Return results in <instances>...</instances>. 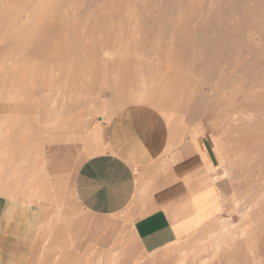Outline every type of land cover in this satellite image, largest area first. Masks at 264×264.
Masks as SVG:
<instances>
[{
    "label": "rangeland",
    "instance_id": "rangeland-1",
    "mask_svg": "<svg viewBox=\"0 0 264 264\" xmlns=\"http://www.w3.org/2000/svg\"><path fill=\"white\" fill-rule=\"evenodd\" d=\"M23 1L19 14L10 6L0 8V24L10 38L3 44L19 61L23 58L20 76L30 75V63L35 64L36 104L44 114H56L60 106L67 135L80 131L92 108L87 125L99 126L105 142L121 134L132 138L116 143L141 146L136 137L141 128L130 129L126 120L140 100L138 105L155 111L154 121L155 113L170 115V131L179 141L193 130L205 136L216 153L217 169L233 167L223 190L217 183V195L212 188L202 204L207 211L203 220L219 215L167 248L163 264H177L183 252L191 254L185 264H264V0ZM112 103L121 105L114 130L111 121L103 120ZM67 144L65 179L60 181L67 222L74 215L88 226L78 249L98 250L100 256L120 249L108 242L112 235L106 229L97 227L100 221L77 205L71 184L80 146ZM137 150L139 158H147ZM58 196L55 192L48 199L50 208ZM21 206L19 214L37 205ZM203 220L197 218L195 230ZM224 228L221 249L209 247V237Z\"/></svg>",
    "mask_w": 264,
    "mask_h": 264
},
{
    "label": "crops",
    "instance_id": "crops-1",
    "mask_svg": "<svg viewBox=\"0 0 264 264\" xmlns=\"http://www.w3.org/2000/svg\"><path fill=\"white\" fill-rule=\"evenodd\" d=\"M0 8L2 12V2ZM1 27L0 34L5 35L7 27ZM2 42L0 264H99L100 258L102 264H163L167 248L209 226L219 215L202 218L207 213L203 202L212 188L216 195L218 192L213 173L219 163L199 131L193 130L179 141L170 131L169 114L155 113L158 120L154 121L151 112L155 111L141 107L136 100L126 120L132 124L130 129L141 128L136 133L141 146L133 143L127 148L123 142L116 143L120 138L126 142L132 138L121 134L105 142L100 127L88 126V120L85 128L81 120L77 134L72 129L67 135L60 106L56 114L41 112L33 80L29 73L20 76L17 54L12 49L8 52ZM119 109L121 105L112 103L103 112V120L111 121L113 130L119 127L114 116ZM160 138L164 142L157 148ZM67 143L80 146L72 195L81 211L97 218V227L112 235L108 242L117 243L120 249L107 250L101 256L98 250L78 249L88 226L74 215L67 222L60 194ZM137 149L147 158H139ZM55 192L59 202L52 211L48 199ZM218 201L222 206L221 196ZM22 204L37 206L19 214ZM197 218L203 222L195 230Z\"/></svg>",
    "mask_w": 264,
    "mask_h": 264
},
{
    "label": "bare ground",
    "instance_id": "bare-ground-1",
    "mask_svg": "<svg viewBox=\"0 0 264 264\" xmlns=\"http://www.w3.org/2000/svg\"><path fill=\"white\" fill-rule=\"evenodd\" d=\"M23 0H0V2H2L3 3V5H6V6H10L11 8H13V10H14V12L13 13H18L19 14V12H17L20 8H24V6H22V4L24 3V1L22 2ZM26 1V0H25ZM30 1H32V0H30ZM29 1V2H30ZM40 1V0H39ZM57 1V0H56ZM28 2V3H29ZM34 3V2H33ZM31 4V2L29 3V5ZM35 4H38V2L37 3H35ZM62 4V3H61ZM25 5V4H24ZM32 5V4H31ZM59 6V5H58ZM32 7H33V5H32ZM31 7V8H32ZM60 7V6H59ZM30 7L28 6V9H29ZM36 8V7H35ZM54 8V7H53ZM59 9V8H58ZM32 10V9H31ZM30 10V11H31ZM61 10V9H60ZM29 11V12H30ZM5 12V11H4ZM61 12V11H60ZM62 14V13H61ZM78 14V13H77ZM70 15V14H69ZM6 16V15H5ZM30 16V15H29ZM73 16H71L70 18H72ZM64 18V17H63ZM50 19V18H49ZM67 19V18H66ZM73 19V18H72ZM75 20H76V18H75ZM74 20V21H75ZM61 21V20H60ZM66 21V20H65ZM6 22V21H5ZM14 22H16V21H14ZM72 23H73V21H72ZM21 24H22V22H21ZM74 24V23H73ZM64 25V24H63ZM75 26H77V25H75ZM79 26V25H78ZM60 27V26H59ZM58 27V28H59ZM2 28V27H1ZM18 29V28H17ZM18 31V30H17ZM54 32V31H53ZM18 33V32H17ZM69 33V32H68ZM16 37V36H15ZM6 38V36L4 35V34H0V42H2L1 40L3 39V42L2 43H4V39ZM57 38V37H56ZM77 38H79V37H77ZM59 39V38H58ZM69 39V38H68ZM72 39V38H71ZM8 40V39H7ZM61 40V39H60ZM76 40V39H75ZM80 40V39H79ZM36 41H37V39H36ZM52 41V40H51ZM58 41V40H57ZM61 41H63V40H61ZM77 41H78V39H77ZM63 43V42H62ZM61 43V44H62ZM70 44V43H69ZM47 46V45H46ZM59 46V45H58ZM62 46V45H61ZM72 47V46H71ZM65 48V47H64ZM69 48V47H68ZM51 49H52V47H51ZM58 49V48H57ZM56 49V50H57ZM62 50H64V49H62ZM104 50V49H103ZM102 50V51H103ZM70 51V50H69ZM59 52V51H58ZM76 52V51H75ZM70 53V52H69ZM92 53V52H91ZM90 53V54H91ZM84 54V53H83ZM93 54V53H92ZM91 54V55H92ZM107 54V53H106ZM65 55H66V53H65ZM64 55V56H65ZM70 56V55H69ZM105 56V55H104ZM93 57V56H92ZM107 57V56H106ZM71 58V57H70ZM23 58H21L20 57V61H17V63L19 64V69H21V65H22V63H23ZM82 61V60H81ZM64 62H65V60H64ZM80 63V62H79ZM74 64V63H73ZM78 64V63H77ZM30 66H31V69H30V77H31V79L33 80V82L38 78V73H37V71L36 70H34L33 68H32V66H35V64L34 63H30ZM70 66V65H69ZM89 66V65H88ZM68 78V77H67ZM75 81V80H74ZM90 84V83H89ZM35 85V84H34ZM73 86V85H72ZM79 88V87H78ZM54 90V89H53ZM56 90V89H55ZM82 91H84V90H82ZM92 93H93V91H92ZM95 99V98H94ZM92 111H93V109L92 108H89L87 111H86V114H84V119H82V124H83V127L85 128L86 127V122H87V120H88V118L91 116V114H92ZM14 112V111H13ZM251 117V116H250ZM238 118L240 119V120H244L245 119V117H244V115L243 114H239L238 115ZM260 129V128H259ZM96 131V130H95ZM96 133V132H95ZM237 157V156H236ZM239 157V156H238ZM240 157H241V155H240ZM243 158V157H242ZM241 159V158H240ZM245 159V158H244ZM242 161H243V159H242ZM232 162V161H231ZM227 165H229V164H226V166ZM232 165H233V163H232ZM224 166V165H223ZM222 166V167H223ZM232 166L230 165L228 168H225V169H216L215 171H214V173H213V182H214V184L216 185L217 183H218V185L221 187V190H223V185H225L226 184V182H224V181H230V179H231V177H230V173H231V169L233 168H231ZM225 188V187H224ZM220 190V191H221ZM220 191H219V193H218V197H217V199L219 200V196H221V194H220ZM257 196H259V195H257ZM261 197V196H260ZM256 198V197H255ZM253 201V200H252ZM255 201V200H254ZM253 201V205H254V202ZM256 206H257V204H256ZM242 208H244L243 206H242ZM255 208V207H254ZM251 208H249V207H247V208H245V209H242V212H240V214H246L249 210H250ZM244 216V215H243ZM226 232V229L224 228L223 230H222V233L220 234V233H215V234H212L210 237H209V239L207 240V241H209V247H212L213 246V244H214V248L216 249V250H219V249H221V247L223 246V243H224V240L222 239L223 238V234ZM241 233H244V231H242ZM242 237V236H241ZM240 237V238H241ZM211 240H212V244L210 243L211 242ZM189 252H183V253H181L180 254V260L178 261V263L177 264H185L186 262V257L187 256H189V255H191L190 253L188 254ZM216 255V254H215Z\"/></svg>",
    "mask_w": 264,
    "mask_h": 264
}]
</instances>
